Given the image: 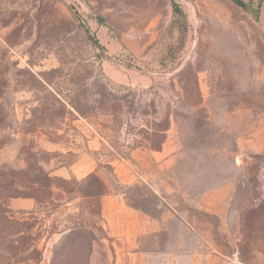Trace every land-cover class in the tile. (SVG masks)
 Returning a JSON list of instances; mask_svg holds the SVG:
<instances>
[{"label":"rangeland","instance_id":"1","mask_svg":"<svg viewBox=\"0 0 264 264\" xmlns=\"http://www.w3.org/2000/svg\"><path fill=\"white\" fill-rule=\"evenodd\" d=\"M2 206L0 264H264V3L0 0Z\"/></svg>","mask_w":264,"mask_h":264},{"label":"trees","instance_id":"2","mask_svg":"<svg viewBox=\"0 0 264 264\" xmlns=\"http://www.w3.org/2000/svg\"><path fill=\"white\" fill-rule=\"evenodd\" d=\"M232 1L236 5H238L239 7L243 8L246 11H254V10H256V13L259 12L260 8L262 7V5L264 3V0H232ZM255 6L257 7L256 9H254ZM175 10L181 12L178 6L175 7ZM111 98L114 101L117 100V97H115V95H112ZM91 179H93V180H95L96 182L99 183V179L96 177V175L92 174ZM104 193H105V191L98 192V193H92L91 196L99 198ZM14 221H15L14 218L8 216V214L6 212V209L2 206L1 212H0V222L1 223L3 222L4 225H6L9 229H11L12 225L15 223ZM71 236H72V233H70L68 235H65L64 239L62 241H60L59 247H64L65 248L68 245V239ZM0 248H3V247L0 245ZM9 252H12V250L9 251ZM0 259H1L0 261L11 260L10 258H4V257H1Z\"/></svg>","mask_w":264,"mask_h":264},{"label":"crops","instance_id":"3","mask_svg":"<svg viewBox=\"0 0 264 264\" xmlns=\"http://www.w3.org/2000/svg\"><path fill=\"white\" fill-rule=\"evenodd\" d=\"M89 164H90V162L88 161V159H86L84 157L78 161V163L75 167L76 169H79L77 172L78 176L83 178L95 170L94 167H91ZM84 165H86V166L83 168L82 166H84ZM22 204H24V203H22ZM23 207H26V206L24 205Z\"/></svg>","mask_w":264,"mask_h":264}]
</instances>
